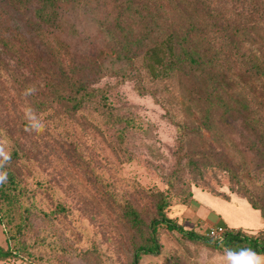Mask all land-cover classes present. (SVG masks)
Returning <instances> with one entry per match:
<instances>
[{
	"label": "rangeland",
	"instance_id": "1",
	"mask_svg": "<svg viewBox=\"0 0 264 264\" xmlns=\"http://www.w3.org/2000/svg\"><path fill=\"white\" fill-rule=\"evenodd\" d=\"M240 10L239 5L224 3L223 16L215 21L221 31L213 26L207 32L225 57L226 52H260L257 44L242 38L237 47L227 43L226 32L235 31L236 19L241 23L245 19L237 15ZM100 12L80 0L74 12L64 15L85 38L77 50L97 55L98 62L103 59L104 72L93 84L104 88L114 114L94 109L98 103L70 114L51 96L41 95V84L29 70L19 78L27 84L23 89L8 72H0V141L12 157L6 166L8 182L0 185V245L6 247L7 236L14 235L12 246L16 240L17 246L23 242L27 250L24 257L7 258L0 264H132L134 240L140 241L139 231H147L158 217L160 197L168 202L166 215L184 231L157 223L158 253H140L137 264H227L225 249L208 242L206 226L191 217L189 208L196 207V189L225 200L243 197L242 186L254 194L263 190L264 174L238 182L218 163L220 153L228 152L234 158L231 167L246 175L260 160L255 149L237 135L233 145L223 139L205 141L210 134L203 129L185 128L197 124L203 114L189 92L191 88L201 92L196 80L183 76L180 93L171 92L168 99L159 94L156 99L138 94L134 80L116 75L115 42L102 29ZM230 61L229 80L241 86L235 74L241 80L247 77L245 66L232 57ZM219 80H224L222 99L236 104L241 96L233 83ZM247 83L264 91L263 80L251 78ZM29 87L35 92L25 95ZM39 100L51 107L37 110ZM30 119L44 130H32ZM196 148L206 151L202 159L196 158L198 166L189 161ZM128 206L137 210V219L126 213ZM237 264H243L242 259Z\"/></svg>",
	"mask_w": 264,
	"mask_h": 264
},
{
	"label": "trees",
	"instance_id": "2",
	"mask_svg": "<svg viewBox=\"0 0 264 264\" xmlns=\"http://www.w3.org/2000/svg\"><path fill=\"white\" fill-rule=\"evenodd\" d=\"M85 1L101 9L98 18L103 24L102 29L114 39V62L118 63L114 70L116 75L134 80L138 94H151L156 99L159 94L168 99L171 92L180 93L184 88L183 76L196 80L202 86L199 85L201 92L196 93L192 88L189 92L194 94L195 103H200L203 114L197 124L185 128L193 132L203 129L210 134L205 141L220 142L219 139H223L233 145H236L234 135H237L242 143L255 149L260 160L251 173L238 174L231 167L234 158L228 152H221L220 168L229 171L230 177L238 182L243 177L256 179L264 174V91H257L255 86L247 83L251 78L264 81V0ZM79 2L0 0V72H8L11 80L23 89L27 84L19 78H24L29 70L32 79L41 84V95L51 96L53 102L61 104L70 114L88 103H98L94 109L112 114L104 88L93 84L104 72L103 59L98 62L97 55L77 50L78 43H84L85 38L74 21L64 15L65 11L74 12ZM226 2L239 5L241 10L237 15L245 18L243 23L236 19L238 25L234 32H226L228 45L237 47L242 38L249 44H257L259 53L250 49L247 54L226 52L225 57L206 37L213 26H218L221 31V25L215 21L223 16ZM246 22H249L248 26H245ZM230 57L245 66L247 77L241 80L235 74L241 86L231 78L229 80L228 71L233 69ZM219 77L228 79L237 89L241 98L236 104L222 99L224 80L221 83ZM36 103V109L40 111L51 107L44 100ZM178 127L182 128L181 125ZM201 135L205 137L203 133ZM192 153L190 164L198 166L197 160L202 159L206 151L196 148ZM241 193L264 219V189L254 194L242 186ZM167 206L168 202L160 197L156 204L158 217L152 220L147 231H139L140 241L134 240L132 264H137L142 252L158 253L157 223L184 231L166 215ZM126 213L132 219L138 218V212L132 206L127 207ZM12 237L14 235L7 236L6 247L0 245V261L27 254L22 240L19 246L16 240L12 246ZM208 242L225 250L240 252L242 248H250L264 254V230L246 234L242 229H226L220 242L210 238Z\"/></svg>",
	"mask_w": 264,
	"mask_h": 264
},
{
	"label": "crops",
	"instance_id": "3",
	"mask_svg": "<svg viewBox=\"0 0 264 264\" xmlns=\"http://www.w3.org/2000/svg\"><path fill=\"white\" fill-rule=\"evenodd\" d=\"M193 199L197 204L194 209L189 208V213L206 228L221 225L226 229H242L251 234L264 230V219L260 211L253 208L243 197L235 196L225 200L196 189Z\"/></svg>",
	"mask_w": 264,
	"mask_h": 264
},
{
	"label": "clouds",
	"instance_id": "4",
	"mask_svg": "<svg viewBox=\"0 0 264 264\" xmlns=\"http://www.w3.org/2000/svg\"><path fill=\"white\" fill-rule=\"evenodd\" d=\"M35 92L34 87H29L25 91V95H31ZM29 127L36 131L42 132L44 127L42 124L33 123L30 119ZM6 146L2 141H0V185L6 184L8 182V173L6 171V166L11 162V154L5 150ZM243 253V257H241ZM225 259L227 264H237L241 259L245 264H264V254H259L254 252L250 248H242L240 252H236L232 249L225 250Z\"/></svg>",
	"mask_w": 264,
	"mask_h": 264
},
{
	"label": "built area",
	"instance_id": "5",
	"mask_svg": "<svg viewBox=\"0 0 264 264\" xmlns=\"http://www.w3.org/2000/svg\"><path fill=\"white\" fill-rule=\"evenodd\" d=\"M205 231L208 238L220 242L225 236L226 228L221 225L210 226Z\"/></svg>",
	"mask_w": 264,
	"mask_h": 264
}]
</instances>
